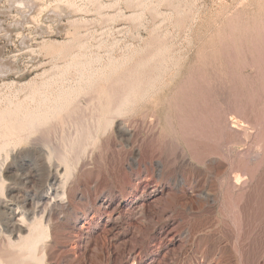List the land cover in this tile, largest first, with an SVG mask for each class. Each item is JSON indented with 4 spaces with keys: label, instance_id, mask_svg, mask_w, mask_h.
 <instances>
[{
    "label": "rangeland",
    "instance_id": "rangeland-1",
    "mask_svg": "<svg viewBox=\"0 0 264 264\" xmlns=\"http://www.w3.org/2000/svg\"><path fill=\"white\" fill-rule=\"evenodd\" d=\"M71 57L107 72L80 97L91 131L85 103L109 83L139 81L146 93L72 157L70 207L50 221L45 264H264V0H0L1 99H21ZM120 121L131 138L119 136ZM71 125L43 138L63 147ZM33 150L8 159L16 193L42 183ZM139 156L147 173L128 183ZM154 185L165 194L144 217L99 216V200L119 198L124 209Z\"/></svg>",
    "mask_w": 264,
    "mask_h": 264
},
{
    "label": "bare ground",
    "instance_id": "bare-ground-1",
    "mask_svg": "<svg viewBox=\"0 0 264 264\" xmlns=\"http://www.w3.org/2000/svg\"><path fill=\"white\" fill-rule=\"evenodd\" d=\"M157 53H153L154 56H151L150 59L156 60L155 56L159 55ZM72 58L71 61H67L62 66L54 65V72L48 74L49 76L39 83H37L38 81L28 83L27 88L22 89V92L25 91L23 92L25 95L23 94L24 97L21 99H17L16 96V98L9 97L10 94L8 97L5 95V99L0 98V264H45V250L50 245L49 241L52 237L49 228L50 221L54 218L57 209L70 207L65 199L68 192L72 190L69 187L74 169L71 163L72 157L75 158L83 153L91 142L89 140L98 137L101 128L113 123L115 118L125 113V109L132 106L137 92L140 91L142 83L139 81L130 82L121 89L114 87L112 89L110 88L111 83L108 84L109 87L106 83L108 89H104L101 100L96 102L94 98H91L89 103L87 101L85 103L86 106L93 108L89 116L93 118L96 126L93 125L92 132L87 128L90 117L83 112L80 97L86 91L99 89L98 81L107 72H104V68L94 67V62H97L98 59L91 58L81 61L79 58ZM115 66L111 64L110 70H113ZM73 70L76 76L74 80H71L67 75ZM106 76L103 78V82L104 80L110 81ZM99 85L101 86V84ZM144 85L145 83H143ZM22 87L24 86L22 85ZM102 87L104 86L102 85ZM144 95L142 94V97ZM101 96L99 95V97ZM54 124L55 127L56 124L61 126L72 124L74 126L72 131H75L74 133L69 135L68 131L66 132V143L63 147L53 145L50 143L51 140L43 138V132L49 131L48 128ZM116 128L119 136L125 139L132 137L133 128L131 130L124 122H118ZM100 133H102L101 130ZM94 141L92 142L94 143ZM27 146L34 149L33 151L40 161L32 176L42 177V183L38 187L28 186L29 188H26L24 186L26 188H24V192L16 193L11 186L12 184H6L8 172L11 171V164H8V159L14 160L17 156L22 158L23 154L19 150ZM153 157L151 155L148 158L149 164L155 163L157 167L160 166V158H155L156 160L153 161ZM40 166H42V171H40ZM128 168V183L131 184L139 181L140 176L147 173L148 170L147 162L141 156L135 157L128 163ZM163 191L164 189H160L158 185H154L140 194L134 191L129 207L124 209H121L120 203L122 202L119 198L99 200L98 214L100 217L105 214L107 223L110 219H118L126 212L135 218L144 217L147 214V202L156 203V201L163 199V194H165ZM89 211L90 208H87L86 214L76 215L75 223L77 226L84 227L82 221L87 218ZM103 226L109 227L105 223ZM171 226L165 231V234L173 231L174 227ZM111 228L112 226L109 227V229Z\"/></svg>",
    "mask_w": 264,
    "mask_h": 264
}]
</instances>
